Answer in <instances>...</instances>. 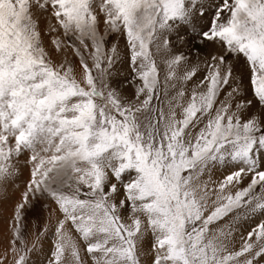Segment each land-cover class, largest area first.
Segmentation results:
<instances>
[{"label":"snow or ice","instance_id":"6c2138e0","mask_svg":"<svg viewBox=\"0 0 264 264\" xmlns=\"http://www.w3.org/2000/svg\"><path fill=\"white\" fill-rule=\"evenodd\" d=\"M0 215V264H264V0H0Z\"/></svg>","mask_w":264,"mask_h":264},{"label":"rangeland","instance_id":"374dc122","mask_svg":"<svg viewBox=\"0 0 264 264\" xmlns=\"http://www.w3.org/2000/svg\"><path fill=\"white\" fill-rule=\"evenodd\" d=\"M118 37L113 36L111 38L109 47L111 46V43H116L117 42ZM69 59H73V57L69 54ZM27 176V173H25L24 176L21 177V180L18 181L17 183H21L23 179H25ZM220 174L217 173L216 176L214 177V179L219 178ZM13 192H15V196L18 198V191L15 190V187H13ZM11 194V193H10ZM48 216V212L47 210H45L42 206L38 207L37 211L35 213H29L28 215V221H27V226H28V230H29V238L32 237V232H33V225H38V226H43L44 221L47 219ZM7 225L5 224V220L4 217L2 215H0V234H2L5 229H6ZM240 243V239H239V234H237V240H236V246L238 247Z\"/></svg>","mask_w":264,"mask_h":264}]
</instances>
